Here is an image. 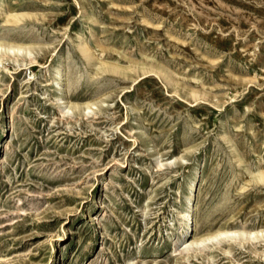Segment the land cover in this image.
Instances as JSON below:
<instances>
[{
	"label": "rangeland",
	"instance_id": "obj_1",
	"mask_svg": "<svg viewBox=\"0 0 264 264\" xmlns=\"http://www.w3.org/2000/svg\"><path fill=\"white\" fill-rule=\"evenodd\" d=\"M0 44V264H264L174 251L197 166L198 237L264 231V0H0Z\"/></svg>",
	"mask_w": 264,
	"mask_h": 264
},
{
	"label": "bare ground",
	"instance_id": "obj_2",
	"mask_svg": "<svg viewBox=\"0 0 264 264\" xmlns=\"http://www.w3.org/2000/svg\"><path fill=\"white\" fill-rule=\"evenodd\" d=\"M1 49H6L8 51H21L22 48H15L12 46L5 47L0 44V50ZM27 50V49H26ZM22 51H25L23 49ZM29 53L28 51H26ZM63 73H62V68L59 66L57 69H55V76H54V83L58 86H60L63 83ZM68 103V102H67ZM89 107V106H88ZM87 109V107H86ZM67 110H70V107H67ZM193 177L189 180L187 184V189L186 191L188 192L187 196L185 197L186 203L182 206V208L177 211V220L179 223V227L177 228V231H179L180 235L182 236V239L178 241L176 244V247L174 251H178V253H181L185 250H188L190 247H201L204 244L208 242H219L220 237H232V236H249V237H254L257 234H262L264 231H258V232H245V231H240V230H233V231H219L216 234L213 235H208V236H202L198 237L196 235V230L194 228V221H195V212H194V202H195V192L197 188V183H198V177L200 174V169L199 167L193 168ZM262 178L263 176L260 174L259 176ZM196 210V209H195ZM186 237H188L186 239Z\"/></svg>",
	"mask_w": 264,
	"mask_h": 264
}]
</instances>
